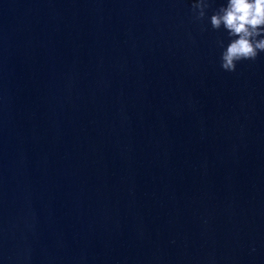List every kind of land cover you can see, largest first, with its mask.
<instances>
[{"label":"water","instance_id":"95a60500","mask_svg":"<svg viewBox=\"0 0 264 264\" xmlns=\"http://www.w3.org/2000/svg\"><path fill=\"white\" fill-rule=\"evenodd\" d=\"M223 38L191 0H0V264H264V53Z\"/></svg>","mask_w":264,"mask_h":264},{"label":"clouds","instance_id":"9594fccd","mask_svg":"<svg viewBox=\"0 0 264 264\" xmlns=\"http://www.w3.org/2000/svg\"><path fill=\"white\" fill-rule=\"evenodd\" d=\"M209 8L210 0H191L193 19H207L212 29L224 33L216 41L221 69L233 72L238 62L264 53V0H220L210 15Z\"/></svg>","mask_w":264,"mask_h":264}]
</instances>
